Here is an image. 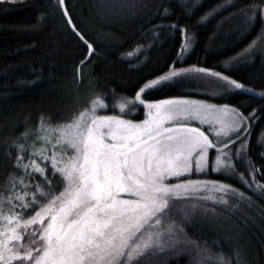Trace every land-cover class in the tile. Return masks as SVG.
<instances>
[{
    "label": "snow or ice",
    "instance_id": "6c2138e0",
    "mask_svg": "<svg viewBox=\"0 0 264 264\" xmlns=\"http://www.w3.org/2000/svg\"><path fill=\"white\" fill-rule=\"evenodd\" d=\"M55 3L87 49L82 66L96 54L93 43L65 0ZM177 3L191 15L200 0ZM229 7H237L234 0L209 9L194 24H181L171 0H157L145 20L148 27L141 25L147 44L137 42L136 48L146 51L162 45V36L179 33L166 70L145 79L132 97L116 89L95 90L89 81L90 95L72 116L63 122L42 116L34 129L15 138L10 133L0 142L7 162L0 170V264H142L159 254L187 256L188 264H247L239 248L213 251L189 231L201 201L229 205L230 194L251 201L229 183L190 177L238 176L264 194V163L258 165L251 145L255 124L264 118V87H248L215 67L183 66L196 42L195 28ZM231 15H242L249 28L259 20L260 31L244 50L252 53L264 41V0L240 5ZM74 79L77 88L85 83L79 69ZM175 83H190L196 96L211 98H145ZM209 83L220 90L209 93ZM238 90L260 103L247 112L244 102H213ZM137 104L144 118H128ZM257 144L264 161L259 136Z\"/></svg>",
    "mask_w": 264,
    "mask_h": 264
},
{
    "label": "trees",
    "instance_id": "16d2710c",
    "mask_svg": "<svg viewBox=\"0 0 264 264\" xmlns=\"http://www.w3.org/2000/svg\"><path fill=\"white\" fill-rule=\"evenodd\" d=\"M78 28L93 43L96 54L84 65L87 49L79 37L66 24L62 10L55 0H9L0 5V142L19 136L25 129H34L40 118L53 117L63 122L88 99L92 89L107 92L116 89L128 97L134 96L145 79L160 74L175 58L179 33L165 39L160 46L137 51L136 44L146 45L142 38L145 20L155 10L157 0H65ZM253 0H234L237 7H229L195 28L196 42L187 54L183 66L201 64L226 71L233 78L260 90L264 87V41L246 54L244 50L260 31V22L246 27L242 15L232 16L238 6ZM226 0H200L193 14L187 15L177 0L171 6L181 24H194L200 16ZM175 16L172 20H175ZM152 24L158 23L152 19ZM167 29L165 32L167 33ZM147 57V59H145ZM234 66L225 68L224 64ZM85 81L75 84L77 70ZM194 85L175 83L147 93V99L194 95ZM207 89L208 84L205 86ZM220 90V89H219ZM203 91V89H201ZM213 102L238 104L244 102L251 112L260 101L252 93L236 91ZM143 113L137 105L136 117ZM100 114H105L101 110ZM130 117H133V115ZM264 142V118L259 119L251 138L252 155L258 165ZM2 152V149H0ZM7 162L0 156V170ZM240 171H244L241 166ZM2 174V171H0ZM190 178L218 179L229 183L251 197L241 201L229 195V205L214 201H201V207L192 215L190 233L202 243L207 241L213 251L221 249L232 253L239 248L247 264H264V194L248 188L238 176H225L210 172L208 176ZM215 210L214 212L212 210ZM207 210V211H206ZM142 264H188L187 256L159 254Z\"/></svg>",
    "mask_w": 264,
    "mask_h": 264
},
{
    "label": "rangeland",
    "instance_id": "374dc122",
    "mask_svg": "<svg viewBox=\"0 0 264 264\" xmlns=\"http://www.w3.org/2000/svg\"><path fill=\"white\" fill-rule=\"evenodd\" d=\"M249 87V86H248ZM208 88L209 89H207L208 91H209V93H212V92H214V91H219V86L218 85H214V84H211V83H209L208 84ZM239 91V90H238ZM244 92V91H243ZM195 97V96H194ZM195 98H199V97H195ZM203 99H205V98H203ZM215 103H217V102H215ZM217 104H222V103H217ZM138 106H141V105H139V104H137ZM142 108H143V106H141ZM130 115L132 116L133 115V117H130ZM129 116H128V118H130V119H143L144 118V109H143V113H140L137 117H136V112H133V113H131Z\"/></svg>",
    "mask_w": 264,
    "mask_h": 264
}]
</instances>
